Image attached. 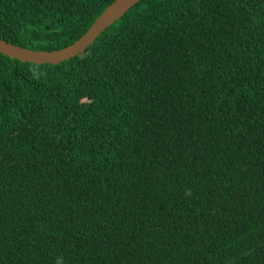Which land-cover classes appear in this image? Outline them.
Masks as SVG:
<instances>
[{
    "label": "trees",
    "instance_id": "trees-1",
    "mask_svg": "<svg viewBox=\"0 0 264 264\" xmlns=\"http://www.w3.org/2000/svg\"><path fill=\"white\" fill-rule=\"evenodd\" d=\"M114 0H0L52 51ZM264 264V0H139L56 65L0 54V264Z\"/></svg>",
    "mask_w": 264,
    "mask_h": 264
},
{
    "label": "water",
    "instance_id": "water-1",
    "mask_svg": "<svg viewBox=\"0 0 264 264\" xmlns=\"http://www.w3.org/2000/svg\"><path fill=\"white\" fill-rule=\"evenodd\" d=\"M138 1L114 0L80 38L62 49L52 51L32 50L14 45L0 38V54L25 63L37 65L59 64L85 52L105 29L121 18Z\"/></svg>",
    "mask_w": 264,
    "mask_h": 264
},
{
    "label": "clouds",
    "instance_id": "clouds-1",
    "mask_svg": "<svg viewBox=\"0 0 264 264\" xmlns=\"http://www.w3.org/2000/svg\"><path fill=\"white\" fill-rule=\"evenodd\" d=\"M56 264H65L64 258L62 256L57 257Z\"/></svg>",
    "mask_w": 264,
    "mask_h": 264
}]
</instances>
